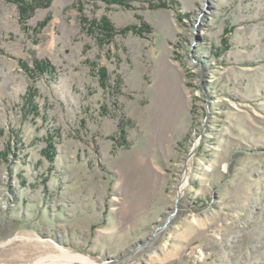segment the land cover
Wrapping results in <instances>:
<instances>
[{
    "label": "rangeland",
    "instance_id": "1",
    "mask_svg": "<svg viewBox=\"0 0 264 264\" xmlns=\"http://www.w3.org/2000/svg\"><path fill=\"white\" fill-rule=\"evenodd\" d=\"M82 2L0 0V264H264V0Z\"/></svg>",
    "mask_w": 264,
    "mask_h": 264
},
{
    "label": "trees",
    "instance_id": "2",
    "mask_svg": "<svg viewBox=\"0 0 264 264\" xmlns=\"http://www.w3.org/2000/svg\"><path fill=\"white\" fill-rule=\"evenodd\" d=\"M11 1L12 3L15 4L17 8L19 24L21 25L23 29L28 30L29 28L27 27V23L33 17L34 13L40 9H48L54 0H11ZM111 3L119 4V5H126L124 0H111ZM72 5L77 10V12L80 14V21L82 22V24L84 25V29L88 33L93 35L95 31H98V32L102 31L101 35L103 36V38H107L109 36L111 37L112 32L114 30L112 26L108 23V21H106V19H102L99 22H96L93 19L86 18V16L84 15V5H83L82 0H73ZM44 23L45 22L39 23L37 29L43 27ZM33 30L36 31V28ZM24 69H26V71L32 75V71L27 70L28 69L27 67H24ZM34 69L35 71L41 74L53 72V69L48 63L41 62V61L40 63H37V62L35 63ZM92 70H93V65H92ZM97 72L99 74L101 84L102 83L104 84V80L106 78L105 69L100 68L97 70ZM120 130L123 132L122 129ZM51 151H52V145L50 144L47 146V154L49 156L52 154Z\"/></svg>",
    "mask_w": 264,
    "mask_h": 264
},
{
    "label": "bare ground",
    "instance_id": "3",
    "mask_svg": "<svg viewBox=\"0 0 264 264\" xmlns=\"http://www.w3.org/2000/svg\"><path fill=\"white\" fill-rule=\"evenodd\" d=\"M166 83V82H165ZM162 92H164V90L162 91ZM165 93H166V96L168 97V92H167V90H165ZM165 95V94H164ZM163 100V99H162ZM171 102H172V100L171 99H169ZM169 101V102H170ZM168 104V103H167ZM172 111V109H170V105H169V110H168V112H171ZM159 112V111H158ZM170 115V114H169ZM186 182H187V179L185 178L182 182H181V184H180V188H179V193H181L182 192V190H183V187L185 186V184H186ZM59 248V247H58ZM59 250V252H60V257H56V258H58V261L60 260L61 262H57V263H49V264H70V262L71 261H75L76 263L75 264H87V261H89V260H87V259H84L83 257H81V256H78V255H71V254H69V252H67V251H65V250H63L62 248H59L58 249ZM43 258H49V256H46V257H43ZM53 258V257H52ZM33 264H44V260L43 259H39L38 261H36L35 263H33Z\"/></svg>",
    "mask_w": 264,
    "mask_h": 264
}]
</instances>
